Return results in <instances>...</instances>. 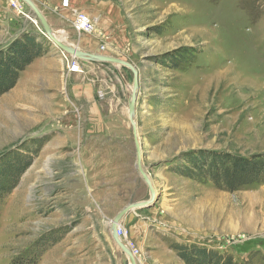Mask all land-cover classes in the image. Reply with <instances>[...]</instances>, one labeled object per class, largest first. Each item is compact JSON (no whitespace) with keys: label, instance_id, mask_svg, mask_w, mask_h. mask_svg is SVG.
<instances>
[{"label":"rangeland","instance_id":"obj_1","mask_svg":"<svg viewBox=\"0 0 264 264\" xmlns=\"http://www.w3.org/2000/svg\"><path fill=\"white\" fill-rule=\"evenodd\" d=\"M74 1L59 3L72 14L68 35H54L138 75L134 124L155 199L125 216L126 229L142 226L155 241L137 248L121 222L136 264H183L171 248L187 243L235 264H264V182L228 192L181 175L189 155L264 156V0ZM76 13L94 21V33L73 30ZM30 18L24 27L8 21L11 31L0 23V51L28 34L40 43L37 58H61ZM75 61L70 100L35 91L34 102H12L14 88L0 96V173L27 166L0 197V264H120L119 254L130 264L108 229L122 209L150 200L128 118L134 77L122 66ZM48 94L54 101L43 102Z\"/></svg>","mask_w":264,"mask_h":264},{"label":"trees","instance_id":"obj_2","mask_svg":"<svg viewBox=\"0 0 264 264\" xmlns=\"http://www.w3.org/2000/svg\"><path fill=\"white\" fill-rule=\"evenodd\" d=\"M38 46L40 43L37 40L24 34L12 42L7 50L0 51V54L5 53V56L0 58V96L14 88L19 73L39 56L37 52H34ZM182 161L189 163L191 168H188V173H181V175L199 183L211 182L218 190L235 192L242 187L264 182L263 155L250 158L232 154L189 155ZM26 167V164L22 167H13L8 164L7 173H0L4 179V182L0 183V197L14 187L11 184L12 181L8 179L13 174H21ZM171 249L183 264H235L230 256L219 254L195 243L180 244L172 246Z\"/></svg>","mask_w":264,"mask_h":264},{"label":"crops","instance_id":"obj_3","mask_svg":"<svg viewBox=\"0 0 264 264\" xmlns=\"http://www.w3.org/2000/svg\"><path fill=\"white\" fill-rule=\"evenodd\" d=\"M30 1L43 15L53 33L63 32L68 35L69 32L67 31V27L65 26V24L70 25L72 14H70L69 8L65 10L60 8L59 3L62 0H48L47 4H39L37 3L38 0ZM71 3H75V1L73 2V0H71ZM10 15L13 14H11L9 5L6 1L4 2L3 0H0V23H2L3 26H6L8 28V31H11L14 26L13 25L10 27L8 21H15L17 23L20 20V18H17V16L16 18L18 21L16 20V18H9L8 16ZM20 22L24 27L29 25V22L31 21L22 18ZM20 33H22V31L21 29H18L16 31V35ZM78 50L86 53L88 52V49L86 48ZM77 78H80V76L66 71V68L58 52H49L47 55L34 60L28 67H26L24 71L19 73L18 81L14 89L11 91L12 102H34L35 99L33 98L38 97L36 93L32 95V92L35 91H53L58 97H61L64 91V100H70L68 99V97L74 98L76 93H78L75 85V81L77 80ZM52 97H54V95L48 94L47 97H45L46 100L43 102L54 101ZM64 100H58L57 102H65ZM128 223V218H124L122 220V227L125 228V230L128 232V239L133 242L137 246V248H140L141 250H147L148 247H150V243H153V241L155 240L149 238V234L145 232L142 226L134 225L129 226L126 229V225H128ZM102 235L104 237L102 241L107 244L108 238L106 233L104 232ZM116 259H119L118 261L120 264H122L124 261L123 257L120 254L116 255Z\"/></svg>","mask_w":264,"mask_h":264},{"label":"water","instance_id":"obj_4","mask_svg":"<svg viewBox=\"0 0 264 264\" xmlns=\"http://www.w3.org/2000/svg\"><path fill=\"white\" fill-rule=\"evenodd\" d=\"M24 4L27 5L29 8V12L33 15V17L39 22L43 33L45 34L46 38L62 53L70 56L71 58L84 61V62H93V63H107L117 66H122L128 68L133 74V88L128 100V118L132 125V133L135 145V152H136V169L140 177L142 178L143 182L147 186L149 193H150V200L146 202H140L128 205L124 209H122L111 221L109 224V236L112 241L116 244V246L127 256L128 261L130 264H136V260L134 259L130 250L124 245V243L117 237V228L121 225L122 220L128 213L133 212L136 209H142L148 203L152 202L155 199V191L152 187L151 181L149 180L147 174L141 163V150L140 145L137 139V131L136 126L134 124V111H135V103L137 98V85H138V75L136 70L128 63L111 58L106 56H99L95 54H89L86 52L79 51L77 48H73L65 43L59 41L56 36H54L52 30L50 29L49 25L47 24L46 20L44 19L43 15L40 11L36 8V6L30 0H20Z\"/></svg>","mask_w":264,"mask_h":264},{"label":"built area","instance_id":"obj_5","mask_svg":"<svg viewBox=\"0 0 264 264\" xmlns=\"http://www.w3.org/2000/svg\"><path fill=\"white\" fill-rule=\"evenodd\" d=\"M7 2H8L10 9H12L15 13H17L22 18L27 19L32 22L30 18V12L27 11L23 2L19 0H7ZM63 6L67 8L68 3L64 2ZM71 26L73 30L79 35L81 34L91 35L92 33H94V29H95L94 21L82 13L74 14V20L71 23ZM61 60L64 62L67 72L76 73L79 71L78 64L74 59L61 53ZM116 233L119 239L126 240L127 232L122 227H118ZM126 244H127L126 247L131 251L133 256L134 255L137 256V250L134 248V246L128 242H126Z\"/></svg>","mask_w":264,"mask_h":264},{"label":"bare ground","instance_id":"obj_6","mask_svg":"<svg viewBox=\"0 0 264 264\" xmlns=\"http://www.w3.org/2000/svg\"><path fill=\"white\" fill-rule=\"evenodd\" d=\"M30 16H31V13H30ZM54 34V33H53ZM45 35V34H44ZM55 36V35H54ZM46 37V36H45ZM57 38V37H56ZM58 39V38H57ZM59 41H61L60 39H58ZM62 42V41H61Z\"/></svg>","mask_w":264,"mask_h":264}]
</instances>
